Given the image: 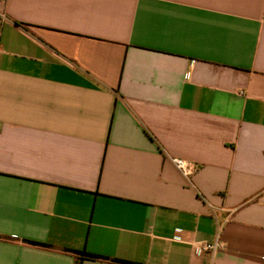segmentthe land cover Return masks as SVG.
Segmentation results:
<instances>
[{"label": "crops", "instance_id": "obj_1", "mask_svg": "<svg viewBox=\"0 0 264 264\" xmlns=\"http://www.w3.org/2000/svg\"><path fill=\"white\" fill-rule=\"evenodd\" d=\"M0 13V264H264V0Z\"/></svg>", "mask_w": 264, "mask_h": 264}, {"label": "built area", "instance_id": "obj_2", "mask_svg": "<svg viewBox=\"0 0 264 264\" xmlns=\"http://www.w3.org/2000/svg\"><path fill=\"white\" fill-rule=\"evenodd\" d=\"M0 20H7V17L4 15V13H0ZM171 162L173 163L175 168L180 172V174L186 179V181L191 184V179L198 172L199 166L192 161L178 158H172ZM223 247L224 244L222 243L220 235L218 234L212 243L202 245L199 248V252L209 253L210 255L214 256L217 251H219Z\"/></svg>", "mask_w": 264, "mask_h": 264}]
</instances>
